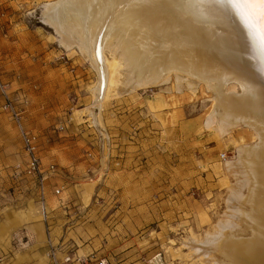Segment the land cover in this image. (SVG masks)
I'll use <instances>...</instances> for the list:
<instances>
[{
	"label": "rangeland",
	"instance_id": "374dc122",
	"mask_svg": "<svg viewBox=\"0 0 264 264\" xmlns=\"http://www.w3.org/2000/svg\"><path fill=\"white\" fill-rule=\"evenodd\" d=\"M54 1L0 0V76L7 92L0 87V132L15 127L24 151L19 126L3 107L10 99L22 112V125L38 134L44 167L56 166L58 175L48 182L65 190L64 232L74 230L94 245L92 253L120 246L144 264L158 252L162 264H221L206 242L228 220L248 235L242 220L232 215L237 203L231 193L242 179L236 150L254 145L255 131L238 124L220 136L207 125L214 99L202 81L177 87L172 75L148 87L127 85L122 60L115 83L99 99V75L86 52L76 46L67 50L43 19V6ZM105 55L113 61L110 49ZM227 90L241 92L234 82ZM163 99L164 107L153 103L162 105ZM19 154L14 150L10 156ZM19 159L5 167L7 176L0 173V208L16 205L21 221H44L46 240L38 245L27 227H19L0 245L3 264H36L39 258L30 252L48 255L53 264L59 246L49 237L51 212L47 208L44 215L41 204L33 206L32 193L20 187L28 177H12L15 166L26 162ZM133 203L150 206L148 238L106 246L105 240L131 228L126 208Z\"/></svg>",
	"mask_w": 264,
	"mask_h": 264
},
{
	"label": "bare ground",
	"instance_id": "6f19581e",
	"mask_svg": "<svg viewBox=\"0 0 264 264\" xmlns=\"http://www.w3.org/2000/svg\"><path fill=\"white\" fill-rule=\"evenodd\" d=\"M256 12L217 0H56L42 11L62 46L86 52L99 75V99L122 60L127 85L148 87L172 75L177 87L202 81L214 99L207 125L220 136L238 124L255 131L256 143L236 150L242 179L231 193L232 215L248 235L228 220L206 242L221 264H264V63L250 29ZM231 82L241 92L228 91Z\"/></svg>",
	"mask_w": 264,
	"mask_h": 264
},
{
	"label": "crops",
	"instance_id": "0c3cea01",
	"mask_svg": "<svg viewBox=\"0 0 264 264\" xmlns=\"http://www.w3.org/2000/svg\"><path fill=\"white\" fill-rule=\"evenodd\" d=\"M161 102H163L162 105H160V102H158L157 100L153 101V103H156L158 105V108L166 106L165 99H163ZM95 120V122H100V116L95 114ZM0 134H2V147H0V168L2 169V171L0 173H2V176H7L8 171L5 167L12 162V159L14 161H17L19 158H25L26 155L25 151H23L22 143L19 138L18 132L15 131V127H12L11 130L7 129L6 127H2V132H0ZM14 150H19L20 154L12 156L11 158L10 154ZM48 167H44V169H47ZM55 172L52 173L49 178L53 175H58ZM3 179L4 178L2 177V180ZM27 179L28 180H26L25 183L23 182L20 187L23 188V190H27L32 193V198L35 200V204L33 206L36 207L38 204H41L36 183L31 178ZM49 183L53 184L54 186L50 187ZM47 184L48 186L45 203L47 205V208H49L51 212L49 220L51 222V232L49 237L51 238V241H53V244L59 246L57 252L55 253V256L63 257L69 253H77L81 255H88L92 253L94 250V245L85 244L83 239L78 236L74 230L70 232L68 231L66 233L64 232V227L62 226V224L64 223V220L66 218L65 212H67V208L63 197V193L65 190H63L62 185H57L56 181L48 182V180ZM57 188L61 189V192L58 195L54 193L55 189ZM2 202H5V199L2 200ZM5 205L6 204L2 203V207L0 208L1 246L2 243L3 246L7 244L10 234L12 235L13 232L15 233L16 231H18L17 229L22 226L27 227V230L32 233V236H34V241L36 240L38 245L44 243V241L46 240L44 221L39 220L28 223L27 221H21L18 214L19 210L16 205L11 207ZM126 209L130 211L127 215L126 225L131 228L125 231L123 235H120L119 237L105 240L106 246L110 242L122 241L131 243L136 241H143L145 238H148L147 236H149L150 233L148 232V229L146 227H148L147 225L150 219V215L147 212L150 209V206L146 203H133ZM61 239L62 242H60ZM96 240L101 242V239L99 238H96ZM0 253L3 254L1 250ZM30 255H36L35 257L39 258L36 264H50L49 261L50 259L52 260V258L47 257L48 255L37 254L36 252H30ZM98 256H104L111 264H131L135 262L136 259L138 260L139 257V255L135 254V252H133L132 250L124 251L120 249V246H116V248L113 249L107 246L98 253Z\"/></svg>",
	"mask_w": 264,
	"mask_h": 264
},
{
	"label": "built area",
	"instance_id": "2783aa9c",
	"mask_svg": "<svg viewBox=\"0 0 264 264\" xmlns=\"http://www.w3.org/2000/svg\"><path fill=\"white\" fill-rule=\"evenodd\" d=\"M0 87L2 92L7 96L5 89V84L1 80L0 76ZM3 107L7 109L19 126L20 133L23 140V147L26 155V162L23 165H17L13 169L12 177L21 178H31L35 181L37 191L39 194V199L41 202L42 212L47 213V205L45 203L47 194V180L49 176L56 171V166L54 164L49 165L47 169H44L42 164V159L40 155V140L37 133L32 130L26 129L22 125L23 115L20 110L14 105V103L9 99L5 101ZM61 189H55L54 193L56 195L60 194ZM5 256L0 253V264H3ZM151 264H162L164 262V257L162 252L156 253L148 261ZM53 264H110V262L104 258L99 257L95 253L88 255H80L77 253H69L63 257H55ZM131 264H144L142 262H133Z\"/></svg>",
	"mask_w": 264,
	"mask_h": 264
},
{
	"label": "snow or ice",
	"instance_id": "6c2138e0",
	"mask_svg": "<svg viewBox=\"0 0 264 264\" xmlns=\"http://www.w3.org/2000/svg\"><path fill=\"white\" fill-rule=\"evenodd\" d=\"M200 0H190L192 6ZM218 3L233 8H255L256 20L250 24L253 40L258 46L262 63H264V0H217Z\"/></svg>",
	"mask_w": 264,
	"mask_h": 264
}]
</instances>
